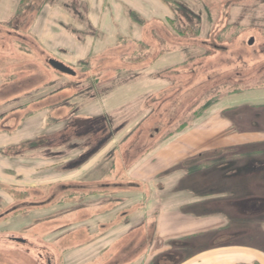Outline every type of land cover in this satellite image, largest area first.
Returning <instances> with one entry per match:
<instances>
[{
    "label": "rangeland",
    "instance_id": "1",
    "mask_svg": "<svg viewBox=\"0 0 264 264\" xmlns=\"http://www.w3.org/2000/svg\"><path fill=\"white\" fill-rule=\"evenodd\" d=\"M85 1L0 0V146L59 137L69 134L74 118L103 117L110 129L106 145L123 151L122 159L108 155L100 162L111 171L107 193L119 195L132 187L123 167L148 150L154 159L163 145L184 155L218 147L221 164L203 179L212 191L216 183L229 194L224 205L242 239L261 234L264 0H151L146 7L154 21L143 42L123 36L128 31L118 23L111 24L118 38L103 33L110 28L103 21L107 11L125 5L130 13L133 0ZM161 2L170 14L159 15ZM101 16L102 28L93 26ZM51 59L77 76L56 71ZM189 129L193 135L181 136ZM88 142L72 137L53 150L22 152L17 145L0 152V264H44V245L62 250L54 247L57 237L66 216L89 203L82 195L89 187L57 184L56 172L87 164L95 155L82 158ZM211 158L196 160L205 168ZM105 183L94 190L102 192ZM72 238L64 237L63 245Z\"/></svg>",
    "mask_w": 264,
    "mask_h": 264
},
{
    "label": "crops",
    "instance_id": "2",
    "mask_svg": "<svg viewBox=\"0 0 264 264\" xmlns=\"http://www.w3.org/2000/svg\"><path fill=\"white\" fill-rule=\"evenodd\" d=\"M133 1L129 3L130 13L128 6L119 4L107 11L109 15L103 21L105 25L109 23L110 28L103 33L118 38L117 33L111 31V24L118 23L128 31L122 32L123 36L130 33L132 40L144 41L145 30L154 21L149 6L146 7L151 0ZM162 6L161 2L157 7H160L159 15L170 14L169 9ZM102 17L105 16L93 26L102 28ZM128 24L133 25V30L129 31ZM192 132L189 129L181 136H191ZM17 145L20 144L2 145L0 152ZM165 146L156 151L154 159L150 156L153 150H148L136 162L123 167L132 187L121 195L107 193L105 180L111 171L100 165L108 155L115 159L119 154L122 159V148L117 145H105L79 170L73 169L65 175L56 172L57 184L82 183L89 187L82 195L90 204H84L75 212V217V213L66 216L67 224L53 245L62 250H55L56 254L55 248H51L53 263L57 255L58 264H264V223L260 227L261 234L258 231L253 238L242 239L243 232L236 233L239 229L233 222L234 214L224 205L230 199L229 194L222 188L217 191L216 183L212 191L203 179L204 174L221 164L216 158L220 155L218 147L194 149L193 153L184 155L163 149ZM208 149L214 150L205 152ZM203 154L213 157L212 163L199 172L188 174L190 166H203L201 160H196ZM176 158H180L176 161L180 164L166 166V160L173 162ZM187 180L190 181L184 185ZM103 182L106 185L101 186L102 192L94 190L96 184ZM66 236L73 238L63 245Z\"/></svg>",
    "mask_w": 264,
    "mask_h": 264
},
{
    "label": "trees",
    "instance_id": "3",
    "mask_svg": "<svg viewBox=\"0 0 264 264\" xmlns=\"http://www.w3.org/2000/svg\"><path fill=\"white\" fill-rule=\"evenodd\" d=\"M74 119L75 121L71 122L70 126L67 127L68 130L66 129L69 132V134L64 133L62 134V136H59V137L41 136L37 139L27 141L19 145L18 146L20 147L19 151L32 152V151L43 150V149L48 151V150L56 149L55 147H58L59 145L66 146L70 144L72 137L87 138L90 141L87 144L88 151L85 152L82 158L91 157L92 155L96 154L99 150H101L106 145L107 139L110 135L109 134L110 129L108 128V122L103 117H96V118H89V119H83V118H74ZM67 135L68 137H66ZM201 170H203L202 166H194V167L190 166L188 168L187 173L193 174ZM14 240L16 242L23 243L19 239H14ZM23 241L26 243L25 239ZM42 249L39 250V258L41 259V261L44 262V264H51V263L53 264L54 253L51 250V248H49V246L47 245H44ZM43 253H45L46 255H44Z\"/></svg>",
    "mask_w": 264,
    "mask_h": 264
},
{
    "label": "water",
    "instance_id": "4",
    "mask_svg": "<svg viewBox=\"0 0 264 264\" xmlns=\"http://www.w3.org/2000/svg\"><path fill=\"white\" fill-rule=\"evenodd\" d=\"M254 43V39L251 40L250 44H253ZM49 65L55 69L56 71L60 72L61 74H64V75H68V76H71V77H74L76 76V71H74L71 67L57 61V60H54V59H51L49 61ZM22 242H24L23 240H20Z\"/></svg>",
    "mask_w": 264,
    "mask_h": 264
}]
</instances>
